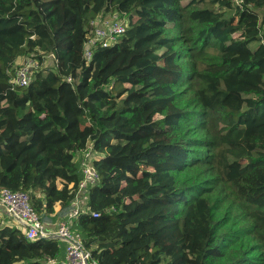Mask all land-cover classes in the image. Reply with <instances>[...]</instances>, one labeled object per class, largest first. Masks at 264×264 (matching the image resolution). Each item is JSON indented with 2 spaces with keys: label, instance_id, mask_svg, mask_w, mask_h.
<instances>
[{
  "label": "trees",
  "instance_id": "1",
  "mask_svg": "<svg viewBox=\"0 0 264 264\" xmlns=\"http://www.w3.org/2000/svg\"><path fill=\"white\" fill-rule=\"evenodd\" d=\"M106 12L127 29L87 61V27ZM260 12L264 0H0V188L27 192L43 221L66 218L90 141L98 215L71 226L90 264H264ZM21 57L39 66L11 88ZM6 219L0 264L59 257L61 240Z\"/></svg>",
  "mask_w": 264,
  "mask_h": 264
},
{
  "label": "built area",
  "instance_id": "2",
  "mask_svg": "<svg viewBox=\"0 0 264 264\" xmlns=\"http://www.w3.org/2000/svg\"><path fill=\"white\" fill-rule=\"evenodd\" d=\"M98 15L89 25L83 43V56L89 61L96 48L108 47L116 43L127 28V21L115 12L112 17L104 18ZM44 63H49L58 70L59 60L54 53H41ZM38 58L25 57L23 61L12 69L10 85L14 88L17 85L23 86L30 83L34 70L39 66ZM68 82H72L71 77H67ZM100 154L93 149L92 144H87L78 152V163L80 179L76 185H69L73 199L70 209L56 228L55 233L65 242V257L63 260L47 258V264H89L90 253L82 245L81 234L72 230L74 220L80 214L91 213L97 216V212H91L88 206L89 189L99 183V174L94 166V161ZM0 206L3 207L5 214L13 220L24 236L31 240H38L47 236L43 221L39 214L30 203L29 194L21 190H10L0 188Z\"/></svg>",
  "mask_w": 264,
  "mask_h": 264
},
{
  "label": "crops",
  "instance_id": "3",
  "mask_svg": "<svg viewBox=\"0 0 264 264\" xmlns=\"http://www.w3.org/2000/svg\"><path fill=\"white\" fill-rule=\"evenodd\" d=\"M20 59L21 58H18L17 60H16V63H18L19 61H20ZM74 161L78 164V155H77V153L75 154V156H74ZM55 209H56V211L59 209V205L58 204H56L55 205ZM0 215H3V217L5 216L7 219L4 221V223H6V224H15L16 225V223L14 222V223H11L10 221H13V220H9V218H8V216L4 213V209H3V207L2 206H0ZM56 219V218H55ZM55 219H51V222L52 221H54ZM60 220V222L62 221L61 219H59ZM46 221H43V223H44V225H45V228H46V230H47V232L50 234V235H53V234H55V231H56V228H57V226L55 225V224H53V223H48V222H46ZM59 222V223H60ZM59 240H61V245H62V249H61V252H60V255H59V257L57 258L58 260H63L64 259V257H65V242L62 240V239H59Z\"/></svg>",
  "mask_w": 264,
  "mask_h": 264
},
{
  "label": "rangeland",
  "instance_id": "4",
  "mask_svg": "<svg viewBox=\"0 0 264 264\" xmlns=\"http://www.w3.org/2000/svg\"><path fill=\"white\" fill-rule=\"evenodd\" d=\"M115 12H106V13H104L105 15V17L104 18H109V17H112V15L114 14ZM260 16H261V19L263 20L264 19V13H262V12H260ZM122 17V16H121ZM264 21H262V23H261V32H262V35H263V37H264V23H263ZM88 29L90 28L89 27V25H88V27H87ZM121 37V36H120ZM115 43H113V44H111V45H109V46H113ZM23 58V57H22ZM22 58L20 59V61L18 62V63H16V65L15 66H17V65H19L20 63H21V61H22ZM10 220V219H9ZM11 223H14V221H10ZM46 222H48V223H53V224H55L56 226H58L59 225V222H60V220H59V218H56L54 221H52L51 222V220L48 218L47 220H46ZM45 222V223H46ZM11 225H15V224H11Z\"/></svg>",
  "mask_w": 264,
  "mask_h": 264
},
{
  "label": "clouds",
  "instance_id": "5",
  "mask_svg": "<svg viewBox=\"0 0 264 264\" xmlns=\"http://www.w3.org/2000/svg\"><path fill=\"white\" fill-rule=\"evenodd\" d=\"M122 17H123V16H122ZM124 18H125V17H124ZM125 20L127 21V26H128V19L125 18ZM126 29H127V28H126ZM50 53H51V52H50ZM21 58H22V57H21ZM23 59H24V57L22 58V61H23ZM22 61H21V62H22ZM15 65H16V62H15ZM15 65L13 66V68L16 67ZM17 66H18V65H17ZM13 68H12V69H13ZM12 69H11V70H12ZM10 73H11V72H10ZM87 144H92V143L89 141V142H87ZM87 144H86V145H87ZM86 145H85V146H86ZM85 146H84V147H85ZM92 146H93V145H92ZM84 147H83V148H84ZM81 149H82V148H81ZM81 149H80V150H81ZM93 149H94V148H93ZM80 150H79V151H80ZM79 151H77V155H78V152H79ZM95 151H96V150H95ZM96 152H97V151H96ZM98 153H99V152H98ZM99 154H100V153H99ZM100 157H101V154L98 156V159H99ZM98 159H96V160H98ZM96 160H95V161H96ZM95 161H94V162H95ZM94 166H95V165H94ZM78 169H79V163H78ZM79 173H80V170H79ZM80 177H81V175H80ZM99 180H100V178H99ZM71 184H72V183H71ZM69 185H70V184H69ZM72 185H73V184H72ZM75 185H76V184H75ZM73 186H74V185H73ZM70 189H71V188H70ZM4 213H5V212H4ZM40 219H41V218H40ZM62 220H63V219H62ZM42 221H43V220H42ZM8 225H9V224H8ZM10 226H14V225H11V224H10ZM14 227H16V226H14ZM16 228H17V227H16ZM55 234H56V233H55ZM48 235H50V234H48ZM56 235H57V234H56ZM42 238H45V237H42ZM57 239H61V238L59 237V238H57ZM34 241H35V240H34ZM88 263H89V262H88ZM89 264H90V263H89Z\"/></svg>",
  "mask_w": 264,
  "mask_h": 264
},
{
  "label": "water",
  "instance_id": "6",
  "mask_svg": "<svg viewBox=\"0 0 264 264\" xmlns=\"http://www.w3.org/2000/svg\"><path fill=\"white\" fill-rule=\"evenodd\" d=\"M48 237H52V238H59V236H58V235H56V234H53V235H47V236H45V238H48Z\"/></svg>",
  "mask_w": 264,
  "mask_h": 264
}]
</instances>
